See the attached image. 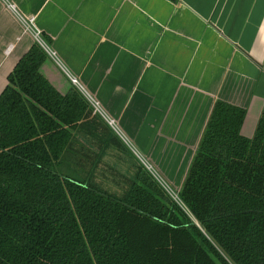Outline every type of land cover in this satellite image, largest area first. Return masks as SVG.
I'll return each instance as SVG.
<instances>
[{"label": "trees", "instance_id": "trees-1", "mask_svg": "<svg viewBox=\"0 0 264 264\" xmlns=\"http://www.w3.org/2000/svg\"><path fill=\"white\" fill-rule=\"evenodd\" d=\"M46 56L34 42L0 93V264H264V104L246 137L245 109L214 102L186 209L140 163L117 196L56 170L92 111L43 76Z\"/></svg>", "mask_w": 264, "mask_h": 264}, {"label": "crops", "instance_id": "crops-1", "mask_svg": "<svg viewBox=\"0 0 264 264\" xmlns=\"http://www.w3.org/2000/svg\"><path fill=\"white\" fill-rule=\"evenodd\" d=\"M16 13L34 18L82 88L49 55L43 76L61 94H88L119 129L91 107L66 162L105 169L111 157L132 169L139 152L182 181L216 100L244 108L241 134L253 135L264 104V0H0V93L35 42Z\"/></svg>", "mask_w": 264, "mask_h": 264}, {"label": "rangeland", "instance_id": "rangeland-1", "mask_svg": "<svg viewBox=\"0 0 264 264\" xmlns=\"http://www.w3.org/2000/svg\"><path fill=\"white\" fill-rule=\"evenodd\" d=\"M124 153L126 158L129 156L134 157V154H132L133 156H131V154L129 155L126 151H124ZM139 154L147 162V164L144 165L148 167L149 172L158 176V178L169 187V190H166V187L163 186L166 193L175 202H178L183 207V209H186L177 197V192L182 183V181L179 180L181 175L178 178H167L165 172L157 169L154 163L151 160L147 159L145 155H142L141 153ZM110 155L111 154H109L108 156L110 157ZM114 161H116L115 158H107L108 164L106 165L105 169H103V164L100 165L99 169H92L81 163H69L63 161L59 165L56 164V170L72 178L85 181L86 183H89L88 180H90V182L94 183L101 189L106 190L108 193L121 196L126 190L129 189L137 167H134L132 169H129V167H127V169H125V165L123 163H117ZM139 163L140 162L138 161V164ZM139 165H141L147 171V168L143 164L140 163ZM177 172L182 174L183 171Z\"/></svg>", "mask_w": 264, "mask_h": 264}, {"label": "built area", "instance_id": "built-area-1", "mask_svg": "<svg viewBox=\"0 0 264 264\" xmlns=\"http://www.w3.org/2000/svg\"><path fill=\"white\" fill-rule=\"evenodd\" d=\"M8 7L11 10L15 11L14 5L12 3H8ZM16 12V11H15ZM17 14V13H16ZM19 20L22 22V25L24 27V30L26 32H29L33 38L35 39V42L38 43L40 45V47L43 49V51L49 55L50 57H52L54 59V61L56 62V64L58 65V67H60L66 74V76L69 78V80L71 81L72 84L76 85L77 87H79L80 89L82 88L78 82V80L76 79V77H74L73 75L69 74L66 72V69L64 68V66L62 65V63L60 62V60L57 58L56 53L47 45V43L44 41L42 35H41V31L34 25V18L33 17H24L22 15L17 14ZM86 99L88 100V102L90 103L93 111L95 113H99L101 114L105 119L106 122L116 131L119 133V129L116 126V122L113 118L107 117L104 113V111L102 110V108L100 107L99 103L97 101H95L94 99H92L88 94L86 95ZM121 136V135H120ZM122 137V136H121ZM124 138V137H122ZM138 160L141 164H147V162L144 160V158L138 153ZM149 165V164H148ZM145 166V165H144ZM146 167V166H145ZM147 171L149 172L148 167ZM153 178L163 187H166V190H169V187L167 185H165L159 178L158 176L152 174L151 172H149ZM178 197V196H177Z\"/></svg>", "mask_w": 264, "mask_h": 264}]
</instances>
